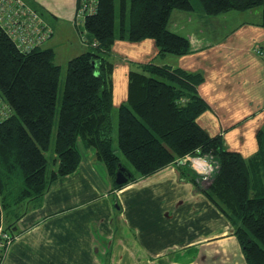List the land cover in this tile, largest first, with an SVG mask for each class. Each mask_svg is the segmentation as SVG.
Returning <instances> with one entry per match:
<instances>
[{"label": "trees", "instance_id": "1", "mask_svg": "<svg viewBox=\"0 0 264 264\" xmlns=\"http://www.w3.org/2000/svg\"><path fill=\"white\" fill-rule=\"evenodd\" d=\"M199 2L208 15L260 5L264 10V0ZM174 9L193 11L195 5L191 0H130L129 5L121 0L117 31L116 0H100L97 12L84 21L82 38L90 48L69 60L61 100L62 68L54 48L24 52L0 24V92L12 108L10 116L0 119V225L14 239V223L4 225L3 216L18 213L21 204L42 197L54 180L74 172L82 142L95 149L116 187L178 165L181 177L234 225L247 263L264 264V128L258 133L260 148L250 157L228 148L222 134L211 135L198 121L209 107L198 90L201 73L156 60L134 63L127 100L118 107V142L135 172L126 183L116 182L119 163L125 165L112 141L113 43L152 38L159 55L190 52L189 37L169 27ZM56 118L54 168L48 172ZM188 154L218 161L219 169L205 184L190 162H177Z\"/></svg>", "mask_w": 264, "mask_h": 264}, {"label": "crops", "instance_id": "2", "mask_svg": "<svg viewBox=\"0 0 264 264\" xmlns=\"http://www.w3.org/2000/svg\"><path fill=\"white\" fill-rule=\"evenodd\" d=\"M77 4L38 2L54 18L60 12L72 17ZM194 5L193 11L174 9L169 19L171 30L190 39L186 54L159 55L152 38L114 41L113 103L119 107L127 100L134 63L156 60L201 73L198 90L209 107L199 123L250 157L260 148L258 133L264 128V57L256 51L264 46V10L208 15L199 2ZM89 48L84 43L74 54ZM79 146L74 172L21 204L19 217L3 216L4 225L14 223L16 238L0 264H248L234 225L181 177L178 165L116 187L95 149Z\"/></svg>", "mask_w": 264, "mask_h": 264}, {"label": "built area", "instance_id": "3", "mask_svg": "<svg viewBox=\"0 0 264 264\" xmlns=\"http://www.w3.org/2000/svg\"><path fill=\"white\" fill-rule=\"evenodd\" d=\"M100 0H78L76 19L85 21L86 17L97 12ZM0 24L12 38L18 48L30 52L36 47L45 46L52 38L54 30L43 14L28 0H0ZM256 51L264 57V46H257ZM12 108L0 92V119L11 115ZM205 156L186 155L177 160L185 163L191 159V165L198 170L207 171L201 175L209 180L219 169L218 161ZM193 157V158H192ZM213 162V163H212ZM199 171V172H201ZM14 236L3 225H0V259L13 242Z\"/></svg>", "mask_w": 264, "mask_h": 264}, {"label": "rangeland", "instance_id": "4", "mask_svg": "<svg viewBox=\"0 0 264 264\" xmlns=\"http://www.w3.org/2000/svg\"><path fill=\"white\" fill-rule=\"evenodd\" d=\"M28 1L31 2L32 4H34L43 13L45 18L54 27V30H55L54 35H53L52 39L48 42V44H51L52 47L54 48V50H55V61L57 63H59L61 65V68H62L61 69V75H60V86H59V100H61V94H62L63 88H64V81H65V77H66V73H67L69 60L72 57L75 56L74 53H76V51H78V49L83 47V44L85 43L83 41V38H82V31L85 30V23L82 20L76 19V9L73 12V16L72 17L71 16L65 17L63 15V13L60 12L61 16H58V18H54L52 16V12L51 11L45 10L44 8L40 7V5H38V2H40V0H28ZM191 1L193 3L199 2V0H191ZM127 2H128V5H129L130 4V0H127ZM254 8H256V9H254ZM254 8H252V9H254V10H260L261 9L262 10L263 6L260 5V6L254 7ZM120 12H121V0H116V14H117V16H116V30L117 31L120 28V20H121ZM225 29H226V27H225ZM221 32L222 31L220 29H218V34H220ZM214 37H216V36H214ZM112 59H115V58H112ZM112 117H113V131H112L113 148L121 156L122 162L124 163L125 167L129 171L135 172L134 166L122 154V152L120 150V147H119L118 132H117L118 131V107H116L115 105H114V109L112 111ZM56 134H57V118H56L55 124H54L52 140H51V146H50V149L47 151V157L49 159L48 172H50L52 170V168H54L53 160H54V147H55V141H56ZM188 155H190V154H188ZM206 157L211 159V160L213 159L211 156H206ZM190 160L191 159H189L186 162H190V165H191V161ZM212 161H215V160H212ZM191 167L200 176L204 172L206 174L209 173L207 171L203 172L201 170H198L197 167L195 168L192 165H191ZM199 171H201V172H199ZM205 173L203 175H206ZM202 180H203L202 181L203 184H205L207 182V179H204L203 177H202ZM234 232H235V228H234ZM127 233L128 232H126V234ZM126 239L127 238H125V240ZM125 243H128L127 245H130L129 244V239Z\"/></svg>", "mask_w": 264, "mask_h": 264}, {"label": "water", "instance_id": "5", "mask_svg": "<svg viewBox=\"0 0 264 264\" xmlns=\"http://www.w3.org/2000/svg\"><path fill=\"white\" fill-rule=\"evenodd\" d=\"M130 177L131 172L125 166L119 163V168L115 175L116 182L118 184L126 183Z\"/></svg>", "mask_w": 264, "mask_h": 264}]
</instances>
